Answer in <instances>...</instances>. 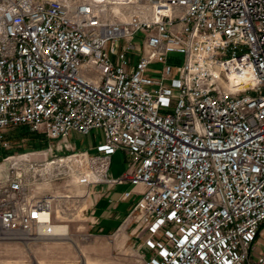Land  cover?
<instances>
[{"label": "built area", "instance_id": "obj_1", "mask_svg": "<svg viewBox=\"0 0 264 264\" xmlns=\"http://www.w3.org/2000/svg\"><path fill=\"white\" fill-rule=\"evenodd\" d=\"M16 125L49 142L3 159L1 229L94 224L91 186L130 183L144 264H264V0H0V147ZM94 129L96 153L69 142ZM73 175L86 208L40 190Z\"/></svg>", "mask_w": 264, "mask_h": 264}, {"label": "rangeland", "instance_id": "obj_2", "mask_svg": "<svg viewBox=\"0 0 264 264\" xmlns=\"http://www.w3.org/2000/svg\"><path fill=\"white\" fill-rule=\"evenodd\" d=\"M135 44L142 43L141 33H137L134 37ZM182 62L181 54H172L169 56V63L173 66L174 74L176 75ZM149 74L155 75L154 70L160 69V63H152ZM5 140L10 143L9 148L0 147V170L3 167V159L7 156H12L28 151L43 149L48 145V140L43 135L30 131L26 126L16 125L7 128L4 132ZM102 141V132L98 129L90 131L88 134H80L72 132L69 137V142L76 149H86L89 153H96L95 147ZM66 152L58 151L62 154ZM128 159L122 151H116L111 155V164L109 173L113 177H119L126 170ZM74 177V178H73ZM71 179H60L50 181L40 187L43 193L54 194L58 192L71 191L74 195L83 194L84 197L80 201V209L88 207L93 202L91 200L85 203L87 197V187H78L74 182L80 176H73ZM100 187L102 189H100ZM98 188V190L96 189ZM131 188L130 183H122L114 186L113 191L115 197L122 192ZM107 189L106 185L98 184L91 186V192L99 195ZM104 190V191H103ZM138 195L130 196L132 203L138 199ZM87 205V206H86ZM86 206V207H85ZM129 213V212H128ZM88 211L83 214L79 213L74 221L70 222L69 238L56 240H33L29 244L22 243L20 240L0 239V264H16V261H32V258L37 263L46 264H63V261L71 259L72 262L64 264H76L78 261L84 260L87 264H144L145 260L151 255V251L146 247H140L139 238L133 232L134 225H129L128 221H124L123 217L117 226L110 233H103L96 227V223H91L87 220ZM77 219V220H76ZM99 232H98V231ZM263 230V229H262ZM34 232L33 234H35ZM264 242V230L262 234ZM73 241V242H72ZM261 250L264 251V245H261ZM84 256V258H83ZM90 259V260H88ZM75 260V262H73ZM87 260V261H86ZM89 262V263H88Z\"/></svg>", "mask_w": 264, "mask_h": 264}, {"label": "crops", "instance_id": "obj_3", "mask_svg": "<svg viewBox=\"0 0 264 264\" xmlns=\"http://www.w3.org/2000/svg\"><path fill=\"white\" fill-rule=\"evenodd\" d=\"M74 183L78 185V187L80 188L86 185V181L82 177H78V179L75 180ZM113 188L110 189L108 195L102 194L101 196H99L97 198L96 204L93 207L94 216L98 219V223L96 224L95 228H97L99 231L102 230L103 233H110L117 226L118 222L123 217H125V215L128 214V212L133 208V205L135 204V203H132V200L129 199L130 197L124 200L120 198L121 195L115 197V192L113 191ZM96 189L98 190V188ZM100 189L102 188L100 187ZM89 200H90L89 197L85 199V203ZM69 235H70V232H69ZM60 261H63L64 263L72 262L71 259H66V260L64 259ZM73 262H75V260H73ZM6 263L7 261L2 262V264H6ZM35 263L36 261L33 258H32V261H29V262H26L24 260L16 261V264H35Z\"/></svg>", "mask_w": 264, "mask_h": 264}, {"label": "bare ground", "instance_id": "obj_4", "mask_svg": "<svg viewBox=\"0 0 264 264\" xmlns=\"http://www.w3.org/2000/svg\"><path fill=\"white\" fill-rule=\"evenodd\" d=\"M45 168H46L45 171L47 172L51 171L50 169H52L50 165L49 166L47 165ZM73 176H78V175H73ZM79 213H80V210L77 211L76 217H78ZM61 217L65 219V216L63 214H61ZM68 229H69V226H61V227H54V228H46L42 226V227H39L37 229L36 234L33 235V233L7 231L5 229L0 228V239L20 240L22 241V243H27V244H29V242L33 240H43V241L56 240L58 241L60 239L61 240L68 239L71 241L72 239L69 238ZM37 264H46V263H37ZM76 264H87V263L84 260H81V261H78Z\"/></svg>", "mask_w": 264, "mask_h": 264}]
</instances>
